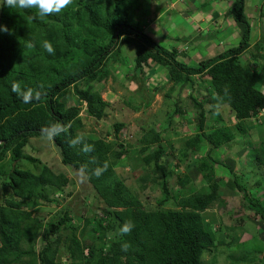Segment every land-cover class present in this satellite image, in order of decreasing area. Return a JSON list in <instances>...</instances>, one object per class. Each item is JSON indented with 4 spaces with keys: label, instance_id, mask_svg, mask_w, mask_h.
Returning <instances> with one entry per match:
<instances>
[{
    "label": "trees",
    "instance_id": "obj_1",
    "mask_svg": "<svg viewBox=\"0 0 264 264\" xmlns=\"http://www.w3.org/2000/svg\"><path fill=\"white\" fill-rule=\"evenodd\" d=\"M153 1L159 0H74L62 14L45 18L38 17L34 9L0 7V27L9 29L0 31V161L8 150L14 154L11 169L0 175L4 191L9 189L14 195L5 196L0 205V264H62L58 259L62 244L66 245V264H204L205 250L216 243L204 212L217 205L230 220L233 218L234 202L221 200L219 191L217 172L223 168L231 175L227 180L231 189L242 191L246 206L261 216L264 227V202L238 180L234 164L221 159L219 153L223 152H218L231 150L233 140L249 133L248 121L264 128V122H260L264 112V44L262 52L252 49L254 24L246 0H232L226 12L237 26L239 44L218 47L216 52L212 49L207 55L198 51L197 61L191 60V47L198 39L191 34L181 36L175 16L170 21L162 15L169 16L173 8L162 10L160 15L155 10L150 22L143 16ZM190 3L193 11L219 15L213 8L219 0H200L197 6ZM190 9L186 11L191 13ZM161 30L165 33L163 40L157 34ZM45 41L53 45L55 54L42 47ZM181 44L184 48L179 47ZM126 48L133 57L131 79L138 80L135 73L142 72L152 60L168 70L174 85L187 89L190 100L188 107L176 104L162 129L144 131L131 152L129 147L136 139L133 135L127 143L114 144L123 122L115 124L112 140L80 131L84 103L89 115L105 117L108 104L97 87L115 73V63L130 67ZM13 82L22 90L39 91L40 99L24 103L12 91ZM200 87L205 90L197 97L194 91ZM74 97L75 101L69 103ZM222 107L230 109L236 119L234 126ZM188 112H192L189 129L193 132L184 139L176 170L168 165L173 155L169 158L171 152L163 142L164 134L169 133L164 131L172 126L175 116L180 125ZM53 123L68 128L67 133L53 139L63 165L76 172L84 169L81 173L89 183L87 198L102 204L82 227L72 223L76 215L68 205L61 207L57 220L48 223L35 215V210L27 209L52 202V193L59 192L64 199L72 193L69 190L66 194L70 182L66 173L55 171L47 163L41 165L40 172L20 165L30 139L43 136L41 129ZM77 135L93 146L91 152L70 145L69 140ZM249 146L252 148L246 147L240 154L247 153L249 161L264 166V139ZM130 154L139 155L144 171L147 169L139 176L141 188L147 192L153 189L152 183L160 186L163 197L158 207L148 208L144 198L118 174L116 166ZM105 164L107 170L102 175L93 174ZM136 164H130L135 171L140 166ZM180 166L187 169L180 171ZM200 174L206 181L202 187L193 182ZM257 186L264 187V176ZM170 201L173 205L166 206ZM126 221H131L134 228L130 234L121 235L119 229ZM235 222L240 225L242 219ZM39 238L45 243L37 249ZM237 240L221 239L226 244ZM124 243L130 244L126 251L122 249Z\"/></svg>",
    "mask_w": 264,
    "mask_h": 264
},
{
    "label": "rangeland",
    "instance_id": "obj_2",
    "mask_svg": "<svg viewBox=\"0 0 264 264\" xmlns=\"http://www.w3.org/2000/svg\"><path fill=\"white\" fill-rule=\"evenodd\" d=\"M175 1L176 5L174 6ZM231 1L232 0H219V5H226ZM187 2H192L194 6L200 4V0H197V3L193 0H187L186 3ZM246 3V10L249 13L251 12L250 10L253 6L264 5V1L261 2L260 0H246ZM168 4H173L172 8L174 11H171L169 16L165 13L162 15L169 17L170 21L173 16L178 19H183L182 23L176 25L177 30L182 32L181 36L189 35L188 33H191L192 29L195 28L197 24L194 17L197 12H195L194 15H189V17L184 18L183 11L187 10L188 7L181 1H153L144 9L146 15L143 16H145L150 22L153 18L150 14H154L155 10L163 5H165L164 9L166 10V5ZM263 8L260 10V20H258L257 12L254 13V18H252L254 24L252 49H254L255 52H257V50L262 52L261 50L264 44V29L261 28L262 25H264ZM162 15L159 16L160 19H163ZM260 22L261 27H259L258 30L257 28L260 26ZM202 26H204V24H202ZM171 27L173 29V25L170 23V32H172ZM157 34L159 35V39L161 38L163 40V35L165 34L164 31H157ZM205 34L206 32L200 33L198 35V39L200 35L204 36ZM218 35L219 34L217 33V36ZM255 37L256 39H254ZM217 43L218 45H216L214 52L217 51L219 45H224L225 43L228 44L229 40L226 41V39H223L222 42L217 41ZM184 46L185 45L181 44L179 47L184 48ZM195 48L196 50H193ZM220 48L221 47H219V49ZM191 49L194 53L191 57L192 61H197L198 51L203 52L205 55L208 54V52L201 50L199 43L192 46ZM125 50L131 57V61H129V63H131L130 67L128 65L124 66L119 63H115V67L117 68L115 73L97 87L108 104L105 111V117L103 119H97L89 115L85 109L84 103L80 112L83 122V127L80 131L85 134H92L112 140L115 138V124L123 122L125 125L117 135L119 137L115 138L114 144L117 145V142L120 141L127 143L129 142V137L133 135L136 139L133 141L135 144L129 147L131 152L138 146L137 144L139 143V138L142 136L144 131L151 129L152 127L162 129L164 124H167V116L174 111L176 104L179 103L183 107H188L190 105V100L188 98L187 89L181 90L178 85H174V82L169 80L168 70L164 66H160L152 60L150 65H146L142 72L135 73L138 80L133 78L131 79V72L134 67L132 60L133 57L130 49L126 48ZM125 50L122 49V54H124L123 52H125ZM205 84L206 83H203L202 86ZM204 90L205 87H200L198 89L195 88L194 95L201 97ZM68 101L69 103H73L75 101V97L74 99L71 98ZM222 112L229 124L234 126L236 124V119L232 118L233 116L231 115L230 109L228 107H222ZM188 115L189 116H182L183 119L180 125L176 124L179 121V118H177L178 116H175L172 126H168V129L164 131L165 133L167 131L169 133V136H165L164 134L163 138V142L169 149V152H171L169 158L173 155V162L168 163L170 168L175 167L176 169L175 162L179 160L178 156L180 154V148L185 145L184 139L188 135L190 136L193 132L189 129V126L193 123V119L189 118L192 116V112H188ZM261 116L260 122H264V112ZM184 118H186V120ZM252 123L253 120H250L247 123V125L250 126V129L246 136L242 135L232 141L231 150L223 149L222 151L218 150V152H223L219 153L221 159L234 164V172L237 173L239 177L238 180L241 179L253 192L254 197L259 196L261 201L264 202V187L257 186V181L264 176V166H259L254 164V162L249 161V154H240V152H243L244 148H252V146H249L250 142L253 144H259L264 139V128L261 130L258 126L254 127L250 125ZM138 157L139 155L136 154L126 155L121 159L119 165L116 166V170L118 174L125 179L131 190L135 194L144 198L143 200L148 208H156L158 207L159 200L163 197V193L160 190V186L155 183H152L153 189H150V191L147 190L146 192L141 188L139 176H141V174L147 169L144 171V166L142 162H139ZM13 161L14 154L12 150H8L5 158L0 161V175L9 172ZM130 162L134 164L137 162L136 165L140 164L136 171L130 167ZM43 163H47L55 171L64 172L69 176L70 182L66 194H68L69 190L72 193L68 195L66 199H64L59 192L55 194L52 193V197L54 198L52 202L43 203L36 208L28 206L27 209L35 210V215H39V217L43 219L44 223H48L52 220H57L61 207L63 205H68L71 208V214L76 215L72 223L75 225L80 224L82 227L85 224V219L87 217H94L96 210L99 211L97 207L100 205L102 206V204L87 198L86 194L89 189V183L80 171L76 172L71 166L63 165L60 155L54 146L53 139H47L44 136H34L30 139L25 148L24 158L20 162V165L24 168H31L34 171L40 172L41 165ZM186 169L187 167L183 168L182 166L178 168V170H182L183 172ZM217 176L220 178L219 191L222 196L221 200L225 201L229 198L234 202V210L232 213L233 218L230 220L228 218L229 215L226 214L227 212L217 205L204 212V217L215 236L216 243L212 247L205 250L203 263L264 264V227L261 224V216L246 206L243 200L242 191H239L236 188L231 189V186L227 183V180L231 175L225 168L218 169ZM193 182L196 184L195 186L198 187L206 185V181L201 174L195 177ZM5 196L14 197L11 190L6 189V191H4L3 185L0 182V205L4 202ZM170 205H173V201L166 204V206ZM237 218L242 219L240 225L235 222ZM235 237H238L239 240L234 243L226 244L221 241V239H225L229 242ZM44 243L43 238H39L36 243L37 249H40ZM65 251L66 245L62 244L58 256V259L62 262V264H66V255H64Z\"/></svg>",
    "mask_w": 264,
    "mask_h": 264
},
{
    "label": "clouds",
    "instance_id": "obj_3",
    "mask_svg": "<svg viewBox=\"0 0 264 264\" xmlns=\"http://www.w3.org/2000/svg\"><path fill=\"white\" fill-rule=\"evenodd\" d=\"M74 4V0H2L0 7H7L11 10L14 9H34L36 15L40 18H45L52 15L62 14L66 9ZM0 31L8 32L7 26L0 27ZM42 47L49 54H55V49L50 42L45 41ZM11 89L24 103H32L33 100H39L41 93L39 91H33L32 89L22 90L20 85L13 82ZM42 135L47 139H55L57 136L68 132V128L60 123L49 124L48 126L41 129ZM71 146H81V150L85 152H91L93 146L86 143L85 138L82 135H77L69 140ZM107 170V164L101 168L94 170L93 174L99 177L104 171ZM84 169H81L83 173ZM134 225L131 221H126L119 229L121 235L130 234ZM130 244H122V249L127 250Z\"/></svg>",
    "mask_w": 264,
    "mask_h": 264
},
{
    "label": "crops",
    "instance_id": "obj_4",
    "mask_svg": "<svg viewBox=\"0 0 264 264\" xmlns=\"http://www.w3.org/2000/svg\"><path fill=\"white\" fill-rule=\"evenodd\" d=\"M178 1L183 2L185 5H187V7L189 9L191 8L186 3V0H178ZM260 1L262 2L264 0H260ZM190 4H193V3H190ZM229 4L230 3H227L226 5H222V6H220L218 3L214 4V6H213L214 10L219 12V15L217 17L213 16L214 12H211L210 14L205 13V15H204V12L195 11V10L193 11L192 9H190L192 11L191 13H187L186 10L183 11L184 18L189 17V15H194L195 12H197V14L194 15L197 24H196L195 28L192 29V32L188 33V34H191L196 40V39H198V35L200 33L206 32V34L204 36H202V35L199 36L200 39H198L197 42L199 43L201 50L208 52V54L212 51V49L216 48V45H218L217 41L222 42L223 39H226V41L229 40L228 44L225 43L224 45L218 46V47H221L223 49L238 45L240 42V34H239V31L237 29V26H236L234 20L230 17H226V12H227ZM175 5H176V1L174 2V6ZM166 6H167L166 10L162 7H159L157 9V13H160V11H161V14H162V10H165L167 12V10L169 8L173 7V4H168ZM263 7H264V5L253 6L252 9L250 10L251 12L250 13L248 12L249 16L254 18V13L257 12L258 13V20H260V18H261L260 10ZM182 21H183V19H178V18L175 19V23L178 22V24L182 23ZM202 24H204V26H202ZM257 29H259V26ZM217 33L219 34L218 36H217ZM208 36H212V37H208ZM234 42H237V43H234ZM261 114H263V113H261Z\"/></svg>",
    "mask_w": 264,
    "mask_h": 264
}]
</instances>
